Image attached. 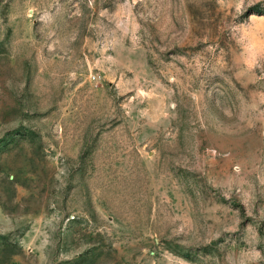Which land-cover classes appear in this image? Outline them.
I'll use <instances>...</instances> for the list:
<instances>
[{
    "label": "rangeland",
    "instance_id": "1",
    "mask_svg": "<svg viewBox=\"0 0 264 264\" xmlns=\"http://www.w3.org/2000/svg\"><path fill=\"white\" fill-rule=\"evenodd\" d=\"M0 264H264V0H0Z\"/></svg>",
    "mask_w": 264,
    "mask_h": 264
}]
</instances>
